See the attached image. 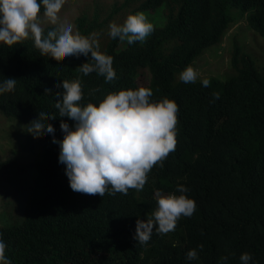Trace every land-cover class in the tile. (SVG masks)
Returning a JSON list of instances; mask_svg holds the SVG:
<instances>
[{
    "label": "trees",
    "instance_id": "obj_1",
    "mask_svg": "<svg viewBox=\"0 0 264 264\" xmlns=\"http://www.w3.org/2000/svg\"><path fill=\"white\" fill-rule=\"evenodd\" d=\"M99 1L93 12L88 6L78 10L74 32L91 37L106 31L98 50L113 58L111 83L95 72H80L81 64L93 63L90 53L57 62L41 56L31 36L11 47L0 42V86L7 78L17 80L14 91L0 93V112L25 122L22 150L44 151L41 161L30 164L39 171L42 192L27 203L31 185L23 174L28 170L16 157L0 160V190L10 218L9 225H0V240L10 264H225L224 256L227 264H241L245 252L252 256L249 264H264V73L234 44L225 79L208 78L209 87L202 80L185 84L179 79L204 50L221 41L234 21L231 7L245 13L264 40V0ZM138 12L163 19L151 22L154 31L145 42L130 45L108 35L110 23L122 25ZM56 27L45 25L44 35ZM76 79L84 93L81 106H98L109 93L140 87L152 90L151 102L167 98L178 105L175 151L163 167L151 170L143 190L103 197L71 190L58 160L60 146L52 140L63 139L61 121L70 129L75 121L59 116L55 93L63 89L54 85ZM46 88L52 89L49 95ZM92 89L99 90L90 95ZM214 93L219 99L213 100ZM40 112L56 115L44 121L55 132L34 138L28 130ZM178 185L189 189L184 195L196 203L193 215L181 217L175 231H153L146 245L136 243L137 219L152 217L158 192L180 195ZM11 207L23 215L20 222H13ZM192 249L197 259L188 260Z\"/></svg>",
    "mask_w": 264,
    "mask_h": 264
},
{
    "label": "clouds",
    "instance_id": "obj_2",
    "mask_svg": "<svg viewBox=\"0 0 264 264\" xmlns=\"http://www.w3.org/2000/svg\"><path fill=\"white\" fill-rule=\"evenodd\" d=\"M65 0H0V42L8 46L21 43L31 36L41 56L61 62L66 57H88L93 63L85 62L79 66L85 76L90 73L104 77L111 83L116 78L112 67L113 58L101 53L95 35L83 36L74 32V25L59 23L60 12ZM41 4L46 21L56 28L44 35L39 13ZM154 31V25L146 16L138 12L129 14L122 25L109 24L108 35L120 41L145 42ZM181 82L195 83L197 72L187 66L179 74ZM17 80L7 78L0 86V93L15 90ZM209 87L210 81H201ZM54 87H62L63 92H56L54 107L60 117H68L75 121L74 129L61 121L60 129L63 139L52 142L60 146L58 160L65 165L72 191L103 197L105 193L127 195L129 189L141 191L147 182L148 174L175 151L176 125L178 123V105L167 98L159 102H151L153 92L150 88L140 87L137 90H120L109 93L98 106L88 103L81 106L84 93L79 79L64 80ZM99 89H92L90 95ZM52 89L46 88L44 94L49 95ZM219 99V93L213 94V100ZM56 115L40 112L37 119L30 122L28 132L34 138L42 134H53L54 127L49 121ZM180 195L157 193V208L152 217L146 220L137 219L133 239L140 245H146L153 231L166 235L175 231L177 221L181 217H191L196 210V203L184 193L189 191L183 185L177 186ZM5 243L0 240V264H10L5 256ZM203 249V245H198ZM196 249L186 253L188 260L197 259ZM227 264L228 257L221 258ZM241 264H249L250 253H242Z\"/></svg>",
    "mask_w": 264,
    "mask_h": 264
},
{
    "label": "rangeland",
    "instance_id": "obj_3",
    "mask_svg": "<svg viewBox=\"0 0 264 264\" xmlns=\"http://www.w3.org/2000/svg\"><path fill=\"white\" fill-rule=\"evenodd\" d=\"M94 1L96 0H65L64 5L58 13L60 17L59 23H70L74 25V19L78 14V10L84 6H88L85 8H87L89 12H93L95 8V6H93ZM112 1L113 0H100L98 3L108 5ZM229 13L234 21L223 34L221 41L204 50L191 65L197 72L196 80H204L211 77L225 79L229 76L231 72V51L234 44L239 45L244 52L251 56L255 64L264 73V69L262 68L264 67V40L248 25L245 13L240 14L236 11V8L233 7L229 8ZM121 14H124V12H121ZM39 18L41 27L50 24L46 21L44 14H39ZM146 18L150 23H159L163 20L158 14H155L154 17L147 15ZM105 32L106 31L103 29L99 32L100 35H98L99 33L93 34L99 44L103 40L102 36L105 37ZM25 127V122L8 118L0 112V160L16 157L19 165L25 166L28 170L27 175L23 174L24 180L31 185L30 193L25 201L27 203L30 199L40 195L42 192L39 171L35 166H31L30 164L41 161L44 151L40 149L36 152H29L20 148V145L24 142ZM28 178H30V180ZM8 182L9 181L6 180L5 183ZM12 193L15 199V191L12 190ZM5 197L4 193L0 190V225L10 224L8 212L5 210L7 209L4 201L6 199ZM13 203L14 200L12 204ZM11 210H13L10 211L12 214L11 217L13 216V222H20L23 215L16 212V208L11 207Z\"/></svg>",
    "mask_w": 264,
    "mask_h": 264
}]
</instances>
